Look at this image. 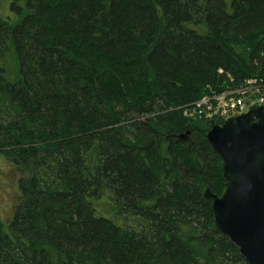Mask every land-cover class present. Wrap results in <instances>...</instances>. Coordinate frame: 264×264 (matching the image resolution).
Segmentation results:
<instances>
[{"label":"trees","instance_id":"16d2710c","mask_svg":"<svg viewBox=\"0 0 264 264\" xmlns=\"http://www.w3.org/2000/svg\"><path fill=\"white\" fill-rule=\"evenodd\" d=\"M10 7L0 151L17 200L0 216V264H247L203 197L225 189L211 122L184 114L227 71L264 78V0ZM99 198L120 225L97 214Z\"/></svg>","mask_w":264,"mask_h":264},{"label":"water","instance_id":"95a60500","mask_svg":"<svg viewBox=\"0 0 264 264\" xmlns=\"http://www.w3.org/2000/svg\"><path fill=\"white\" fill-rule=\"evenodd\" d=\"M206 139L222 160L225 184L220 196L203 193L214 226L247 264H264V107L212 125Z\"/></svg>","mask_w":264,"mask_h":264},{"label":"rangeland","instance_id":"374dc122","mask_svg":"<svg viewBox=\"0 0 264 264\" xmlns=\"http://www.w3.org/2000/svg\"><path fill=\"white\" fill-rule=\"evenodd\" d=\"M13 3L20 10L25 6V0H0V17L4 18L6 17V15L11 16L10 6ZM12 17H13L12 20L14 22L18 19V16L15 15H12ZM5 53L9 54L8 51H6ZM2 66L8 70L5 76L6 79H8L9 81H13L15 78V74L13 72L14 58L10 57L9 55H5L0 61V67ZM250 79H256V83H255L256 87L247 85L248 88L245 89V87H243L246 84L245 81ZM257 83L259 86H257ZM206 90L207 91L209 90L210 94H214L220 91L222 94L228 95L229 103L231 104L233 101L235 102V104H233L230 107L226 116H232L241 111V108L243 107L242 104H244L245 102H246V109H245L246 111L249 108L250 104L261 103L264 100V78L256 76L249 79L236 80V78L229 71H227L222 81L214 85V87H212V90L209 89V87L207 86ZM243 90H246V92L244 94H240V92H242ZM235 94L243 95V96L236 97L237 95ZM234 95H235L234 98H239V99L234 100L233 98ZM238 100L242 102L241 105L238 104L239 103ZM212 104L215 105V101H213ZM172 110L173 108H171L169 111ZM185 119L192 120L193 117L191 118L185 117ZM204 119H206L208 122H211L212 124H216L217 122L223 121L219 114L213 118H209L208 115H206ZM11 168L14 171V168L12 166ZM14 173L17 175L16 172ZM14 178H16L15 180H17V177H15L8 169V160L4 156L2 157L0 156V212H1L0 216L3 217L5 220H9L11 218L12 206L17 200L15 196L16 188L14 187L15 184L13 180ZM106 193L110 195V192H106ZM106 199H108V197H106ZM109 202L110 203H108L106 200L102 198H99L93 202V206L97 210L98 215H101L104 218L109 219L112 222L120 225V221L117 219L119 216L123 217L124 215L123 213L118 212V209L115 210L117 207L115 202L113 201L112 202L109 201ZM112 206H113V210L111 209ZM126 219L128 222H130V224L133 227L135 226V219H133L130 216H127Z\"/></svg>","mask_w":264,"mask_h":264},{"label":"built area","instance_id":"2783aa9c","mask_svg":"<svg viewBox=\"0 0 264 264\" xmlns=\"http://www.w3.org/2000/svg\"><path fill=\"white\" fill-rule=\"evenodd\" d=\"M256 83V79H250L247 82L248 86H255ZM257 86L258 83H257ZM248 87L246 86L245 89H247ZM246 92V90H243L242 92H240V94H244ZM237 95V94H235ZM235 95L233 96V98L235 97ZM238 96H243V95H237ZM239 98H234V100H237ZM215 101V105L212 104V102ZM258 101V100H257ZM238 104L241 105L242 102L240 100H238ZM235 104V102L232 101V103H229V99H228V95H224L221 92H216L214 94H208L205 98H203L201 101L195 102V103H191L190 106L191 108L185 113V117L188 115H193V118H197L200 120H206L204 119L206 117V115H208L209 118H213L216 115H220V117L222 118V120L227 119L229 117L232 116H236V115H240L242 113H245V109H246V102L243 105V107L241 108V111L238 112L235 115L232 116H226L227 112L229 111L230 107ZM251 105H263L264 106V100L261 103H254V104H250L249 107ZM245 111V112H244ZM207 121V120H206Z\"/></svg>","mask_w":264,"mask_h":264},{"label":"bare ground","instance_id":"6f19581e","mask_svg":"<svg viewBox=\"0 0 264 264\" xmlns=\"http://www.w3.org/2000/svg\"><path fill=\"white\" fill-rule=\"evenodd\" d=\"M249 80H247V81H245V85L243 86V87H246L247 86V82H248ZM220 92V91H219ZM208 94H205L204 96H202L200 99H198V100H196V101H194L193 103H195V102H198V101H201L203 98H205L206 96H207ZM189 107L191 108V106L189 105ZM189 109H187L186 111H185V113L188 111ZM185 115V114H184ZM187 118H191V117H193L192 115H188V116H186Z\"/></svg>","mask_w":264,"mask_h":264},{"label":"flooded vegetation","instance_id":"af4514ba","mask_svg":"<svg viewBox=\"0 0 264 264\" xmlns=\"http://www.w3.org/2000/svg\"><path fill=\"white\" fill-rule=\"evenodd\" d=\"M1 70H3V72H4V75L3 76H6V74H7V69L5 68V67H3L2 66V68H1ZM1 100V99H0ZM3 112H1L0 113V120H2V118H3V114H2ZM0 156L2 157V156H4L5 157V155L0 151Z\"/></svg>","mask_w":264,"mask_h":264}]
</instances>
